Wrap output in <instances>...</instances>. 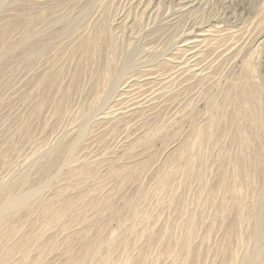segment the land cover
<instances>
[{"label": "rangeland", "instance_id": "1", "mask_svg": "<svg viewBox=\"0 0 264 264\" xmlns=\"http://www.w3.org/2000/svg\"><path fill=\"white\" fill-rule=\"evenodd\" d=\"M263 33L264 0H0V202L37 190L0 209V264H243L259 183L225 157L251 136L218 120L247 85L264 116Z\"/></svg>", "mask_w": 264, "mask_h": 264}, {"label": "bare ground", "instance_id": "2", "mask_svg": "<svg viewBox=\"0 0 264 264\" xmlns=\"http://www.w3.org/2000/svg\"><path fill=\"white\" fill-rule=\"evenodd\" d=\"M199 1L200 0H197V2H199ZM217 28H220L219 31H225V29H224L225 27H223V26H217ZM232 32H233V35L238 34L237 30H233ZM204 35H206V34H201V36H204ZM29 39H30V33H27L25 36V40H29ZM259 40H260V44L264 46V33H263V35L260 36ZM201 42L202 41L199 39H197V40L193 39V40H189V42L184 44V46H185L184 52L187 51V53H188L187 57H188V60L191 61V64L187 67L183 66L181 68H182L184 74H187L189 76V78H191V79L203 77L205 74L203 72L202 67H201L202 62L200 60V58H201L200 57V55H201L200 54L201 53V49H200ZM91 45L93 46V43L89 42V39H88L86 44L84 45V49L91 47ZM30 48L31 47H29V51L27 53L28 56H31L33 54ZM224 51H226V50H224ZM262 64L264 65V61ZM110 68L107 69V71L112 70V68L111 69ZM44 72H45V70H44ZM112 72H113V70H112ZM145 79H149V78H145ZM130 81L133 82L134 79L130 78L128 82H130ZM112 88H113V86H112ZM144 88L143 87H137L136 88V90H137L136 97L133 100L130 99L129 101H127L124 106H122L118 109H115L114 111L110 112L109 114L104 115L105 119L114 118L119 113H131L132 114L133 111H136V110L140 109L141 107L151 106V104H153L155 102L154 99L156 98V95L158 92L155 93L156 90L154 89V90H151V95H149V94H147V91L145 90L146 88L145 89ZM110 89H111V87H110ZM246 89H248L249 91L244 90L243 92H246V94L243 97H245V99L247 101L246 104L248 103L249 107H248V111H247L248 113L247 114L245 113V115L242 117L244 119V124H242V125L238 124V119L240 116L239 112L241 111V109L239 108L240 111L237 109L236 111H234L233 113H230L229 115L222 114L223 117H221V119L218 120V125H219V127H221V129L223 128L224 130H226V128H227L229 130H234V132L236 131V133L246 132V133H249V135L251 136V137H249V139H250V147L253 150V158H252L253 163L252 164H250V160L248 163L247 159L243 158L240 153H236V151H233V153L232 152L228 153L225 157V160H226V162H228V167L231 168V170L233 172L237 173V177H239L238 178L239 182H245V183H248L249 185L250 184L253 185L258 180L259 191H258L257 203H256L255 207H253L251 209L254 212L255 225H256L255 228H253L254 232L252 234V243L253 244H252L251 251L244 258L243 264H264V246L261 244V240L264 238V116L261 115V113L254 106V104L257 102L256 100H258V97H259L258 95L260 94V86H258V85L248 86L247 85ZM107 93H109V91H107ZM125 94H127V93H125ZM130 98H131V96H130ZM230 98H229V102H231V104L234 103V100L230 99ZM229 106H230V104H229ZM256 106L259 107V105H256ZM241 134L243 135V133H241ZM235 135H233V137L231 136L232 143L239 140V137H235ZM223 137H224V135H223ZM244 137H245V135H244ZM250 156H249V158H250ZM221 172H222V170H221ZM22 175L24 176V174H22ZM231 176L234 178V174H232ZM21 177H20V179H22ZM233 178H232V180L235 182V180ZM24 180L26 181V179H24ZM25 181H24V183H25ZM19 182H21V181H19ZM231 183H233V182L231 181ZM7 188H9V187H7ZM4 189H6V188H4ZM3 191H5V190H3ZM23 191H25V190H23ZM36 191L37 190L35 189V190L30 191L28 193L22 194L18 197H15V198L12 197V198H9L8 200H6L8 198L7 197L5 199V201L2 200L3 202H0V209L6 210V209H9L10 207H13V206L15 207V205H17V203L18 204H21L24 202L26 203V200L28 199V195L30 193L33 194ZM9 195H11V194H9ZM11 196H13V195H11ZM252 225L254 226V224H252ZM250 235H251V233H250Z\"/></svg>", "mask_w": 264, "mask_h": 264}]
</instances>
